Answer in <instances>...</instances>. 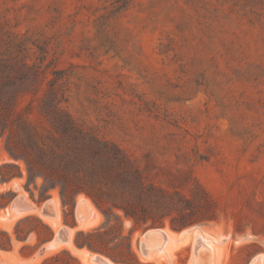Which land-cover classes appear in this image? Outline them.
Returning <instances> with one entry per match:
<instances>
[{
	"label": "rangeland",
	"instance_id": "rangeland-1",
	"mask_svg": "<svg viewBox=\"0 0 264 264\" xmlns=\"http://www.w3.org/2000/svg\"><path fill=\"white\" fill-rule=\"evenodd\" d=\"M0 94V264H264V0H0Z\"/></svg>",
	"mask_w": 264,
	"mask_h": 264
},
{
	"label": "trees",
	"instance_id": "trees-1",
	"mask_svg": "<svg viewBox=\"0 0 264 264\" xmlns=\"http://www.w3.org/2000/svg\"><path fill=\"white\" fill-rule=\"evenodd\" d=\"M7 112H8L7 104L5 102L4 97L0 94V120L4 121V118L6 117ZM3 134H4V131H1L0 136H2ZM7 150L13 158L24 159V161L27 164L29 182H33V181H30L31 176L33 175L32 169H31V162H30L29 158L27 156H25V154H23V150L19 147H15V148L7 147ZM7 168L16 169L17 172H14V171L8 172ZM18 171H20V168L17 164L3 163L0 166L1 181L2 182L8 181L12 177L20 175V172H18ZM34 179H35V176H33V180ZM11 197H12V193H10V191H7L5 193H0V208H4L5 206H7V204L11 200ZM30 219L38 220L37 217L28 215V216H25L23 218H20L17 221L16 226L14 228V233H15L16 238L18 240H25L33 231H36L38 233V236H37L38 245H40L41 243H43L47 240H50V238L53 235V230L47 224L40 222V220H38L39 223H41L45 227V228H42L44 231L43 234L39 233L40 230H38V228H28L25 231H23V228H19V225L22 222H24L26 220H30ZM98 235L99 236L101 235L98 230L89 231V232L79 231V232H77L75 239H74L75 245L78 247L87 246L90 249L99 250V249H101V248H99L100 244H97L96 240L94 239ZM0 236H3V238H0V248L5 249V250H9L11 248V243H12V238H11L10 234L7 231L0 230ZM109 257L115 262L129 263L125 259L116 257L113 254L112 255L109 254ZM41 264H80V262L74 256H72L67 250H62L61 252H58V253L50 256V257L45 258Z\"/></svg>",
	"mask_w": 264,
	"mask_h": 264
},
{
	"label": "bare ground",
	"instance_id": "bare-ground-1",
	"mask_svg": "<svg viewBox=\"0 0 264 264\" xmlns=\"http://www.w3.org/2000/svg\"><path fill=\"white\" fill-rule=\"evenodd\" d=\"M17 205H18V203H17ZM30 206V205H29ZM58 207V206H57ZM11 208H14V213L15 214H18V211H21L20 210V208L19 207H14L13 205H11ZM38 207H35V206H30V207H27V209H28V211L30 210V212L32 211H39V209H37ZM10 210V209H9ZM8 213V212H7ZM58 216V215H57ZM51 220H53V222L55 223V224H57V220H56V218L54 219V217H51L50 218ZM53 226V225H52ZM69 230V229H68ZM71 231H73V229H70ZM64 232H65V236H66V241L67 242H69L70 240V238H69V235H71L70 233H71V231H67V230H63ZM172 232H170V234H171ZM58 234V233H57ZM160 236V238L162 237V239L163 240H166V237H167V234H166V236H162L163 234H161V233H159V231H150V232H148V234L146 235V242H148V243H152V244H159L160 243V241H161V239H158V238H155L154 236ZM157 236V237H158ZM202 239V238H201ZM143 242V241H142ZM167 242V241H166ZM62 243V240H61V238L59 239V240H57V241H54V240H52V241H50L49 243H48V245L47 246H49V247H54V246H66V243H65V245H63V244H61ZM174 243V242H173ZM172 243V244H173ZM68 245V244H67ZM202 245V244H201ZM168 246V245H167ZM169 248V247H168ZM150 250V249H149ZM76 251H78V252H80V253H84L85 255H86V251L84 250V249H77L76 248ZM194 256V255H193ZM86 259H88L89 260V258L88 257H85ZM104 258V257H103ZM93 260H95V262H94V264H115V263H113V262H111V261H109L108 259H103V260H101V259H99V260H96L95 259V257H93Z\"/></svg>",
	"mask_w": 264,
	"mask_h": 264
},
{
	"label": "water",
	"instance_id": "water-1",
	"mask_svg": "<svg viewBox=\"0 0 264 264\" xmlns=\"http://www.w3.org/2000/svg\"><path fill=\"white\" fill-rule=\"evenodd\" d=\"M11 205H13L14 207H19L21 211H26V210H28L27 207H23V206H21L20 204L17 205L15 199L12 201ZM42 212H43V213H46V214H47V213H50V208H49V206L47 205V206L42 207ZM50 214H51V213H50ZM60 238H61V240H62V243L67 242V241H66L65 232H64L63 230H60V231L58 232V234L54 235V237H53L52 240L57 241V240H59ZM95 259H96V260H99V259H101V258H99V257H95Z\"/></svg>",
	"mask_w": 264,
	"mask_h": 264
}]
</instances>
